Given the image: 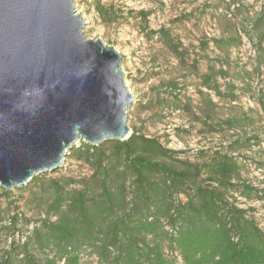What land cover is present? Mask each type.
<instances>
[{
  "label": "rangeland",
  "instance_id": "1",
  "mask_svg": "<svg viewBox=\"0 0 264 264\" xmlns=\"http://www.w3.org/2000/svg\"><path fill=\"white\" fill-rule=\"evenodd\" d=\"M75 7L86 21L85 37L100 39L122 55L134 96L131 130L159 139L182 160H201V153L237 156L241 169L234 181L264 191V69H258L264 22L257 23L264 0H75ZM160 31L174 36L183 58L165 45ZM232 38H240L237 46ZM209 66L226 72L217 76L220 97L204 87ZM234 119L243 122L242 128L219 132L204 125ZM244 140L250 141L248 150L234 153L235 143ZM69 155L57 171L37 176L40 182L7 190L6 197L0 191V258L22 245L46 217L54 198L52 181L71 192L91 179L93 170ZM229 199L254 210L250 213L264 231V199ZM82 264L104 263L87 252Z\"/></svg>",
  "mask_w": 264,
  "mask_h": 264
},
{
  "label": "trees",
  "instance_id": "2",
  "mask_svg": "<svg viewBox=\"0 0 264 264\" xmlns=\"http://www.w3.org/2000/svg\"><path fill=\"white\" fill-rule=\"evenodd\" d=\"M263 22L264 15L257 20ZM158 34L184 57L171 33ZM230 41L237 46L240 38ZM258 67L264 69V47ZM218 74L226 77L209 66L203 82L220 97ZM240 121L204 125L220 132L242 128ZM131 131L125 141L98 147L82 142L70 150V157L93 170L91 179L71 192L52 181L46 217L22 245L3 253L0 264H82L87 252L104 264H264V231L250 213L254 210L229 199H264L263 190L234 181L241 169L237 156L201 153V160H182L159 139ZM249 143L236 142L234 153L248 150Z\"/></svg>",
  "mask_w": 264,
  "mask_h": 264
},
{
  "label": "water",
  "instance_id": "3",
  "mask_svg": "<svg viewBox=\"0 0 264 264\" xmlns=\"http://www.w3.org/2000/svg\"><path fill=\"white\" fill-rule=\"evenodd\" d=\"M75 0H0V186L57 171L82 142L132 135L122 55L87 39Z\"/></svg>",
  "mask_w": 264,
  "mask_h": 264
}]
</instances>
